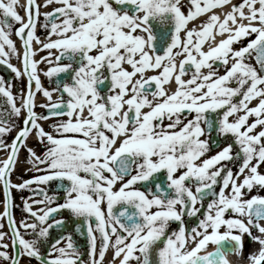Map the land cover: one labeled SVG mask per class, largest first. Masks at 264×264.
<instances>
[{"label":"snow or ice","instance_id":"6c2138e0","mask_svg":"<svg viewBox=\"0 0 264 264\" xmlns=\"http://www.w3.org/2000/svg\"><path fill=\"white\" fill-rule=\"evenodd\" d=\"M53 4L40 13L41 5L27 0L22 16L19 0H0V65L16 79L28 78L27 91L14 96L11 82L0 76L8 106L0 111V137L19 128L11 144L0 138V148L9 150L0 160L6 193L0 216L9 220L14 247L11 256L0 251V259L104 264L111 247L109 264H232L227 254L243 256L247 235L259 249L244 259L264 264V196L250 195L264 188V0H186V8L181 0H44L42 6ZM229 5L223 19L213 12L199 29L188 28ZM41 15L44 41L36 35ZM215 35L225 38L213 43ZM246 37L254 38L232 47ZM33 42L49 57L56 50L53 59L41 58L49 65L44 75L56 77L51 90L41 86ZM13 56L23 71L10 62ZM33 82L48 100L42 106L49 115L35 111ZM21 115L17 125L12 118ZM50 116L67 119L46 132L39 121ZM33 132L45 150L37 155L27 148L28 163L44 174L12 184L19 148ZM217 137L229 142L221 147ZM51 181L53 194L41 191L44 198L33 201L44 207L33 211L23 203L36 221L21 222L34 237L24 239L11 216L10 190ZM194 217L195 226L186 227V218ZM69 221L75 231L86 230V261L71 234L41 254L50 230Z\"/></svg>","mask_w":264,"mask_h":264},{"label":"flooded vegetation","instance_id":"af4514ba","mask_svg":"<svg viewBox=\"0 0 264 264\" xmlns=\"http://www.w3.org/2000/svg\"><path fill=\"white\" fill-rule=\"evenodd\" d=\"M35 2L37 5H41V7L39 8L40 13L52 11L54 7L58 6V5L53 4V5H49L47 7H43L42 5L44 4V0H35ZM231 2H232V4H238L241 2V0H231ZM26 3H27V0H19L20 6L17 7V11L22 16H25V11H24L23 6L26 5ZM181 4L185 5V8L187 7L186 0H181ZM229 10H230V8L222 9V10H221V8H217V9H213V12L216 13V11H217V13H220V12L226 13ZM221 19H223V15H222ZM207 20H204L203 22H207ZM42 21H43V16L41 15V17L39 18V21L37 23V26H36V35L40 38L41 41H44L45 37H46V32L41 27ZM193 21L189 22L188 28L193 27ZM16 26L18 27V25H16ZM199 27H197V28L199 29ZM214 32H215V29H214ZM181 36L183 37V34ZM225 36H226V34H225ZM225 36L216 35V40L213 43H218L221 39H224ZM251 38H254V37L243 38V40L241 42L234 43L232 45V47L234 49L239 48V47L243 46V44H246L248 42V40ZM11 39H13V41L15 42L17 49L22 51L23 49H22L21 40L18 37H16L15 34H13L11 36ZM52 39H55V37L53 36ZM207 45H208V43L206 42L204 45V50L206 49ZM40 48H41L40 45L33 42V50L34 51H36L37 49H40ZM52 52H53V57H54V55L56 54V50L53 49ZM42 57H48L49 59H53V57L48 56V50L36 51V55L33 57L34 60L39 61L38 65H37V75L40 79L41 86L45 89L51 90V88L55 87L54 81L56 80V77H53L52 80L50 81L49 78L44 75V73H45V71H47V68L49 67V65L45 61L41 60ZM10 62L13 65H15L17 68L21 69V71H23V66H22L21 61L19 59H17L15 56L11 57ZM177 62H179V58H178ZM249 62L255 64L254 60H250ZM230 63H231V61H230ZM219 71H220V74H223V72H224L223 67H221L219 69ZM153 74L154 73H151V72L148 73V75H153ZM0 76H2L6 81L11 82L12 92H13L14 96H18L21 89H23L24 91H27V88H26L27 79H28L27 76H22L19 79H16L15 74L12 73L9 69H7L6 66H4V65H0ZM187 78L188 77L186 76L185 79H187ZM172 87H174V85H172ZM33 91L35 92L34 99H35V104H36V108H35L36 113L38 115H40V114L48 115L47 108L42 106V105H46L48 103V100L46 97L43 96L42 92L37 91L35 89V82H33ZM58 97H59V94L54 92L53 96H52V101L53 102L57 101ZM3 100H4V98L0 97V111H2L3 108L8 107L7 105L2 103ZM16 103H17V106H19L21 101L19 99H17ZM256 103H257V101L254 100V101H252V104L250 106H254ZM12 119L15 120V123L17 125H20L22 122V119H23V115H21V117H19V118L13 117ZM61 119H67V117L66 116L65 117H50L48 120L39 121V123H41L42 127L44 128V130L46 132H51L52 128L50 126L55 121L61 120ZM252 119L253 118L250 117L249 122H251ZM18 130H19L18 127L13 128V130L11 132L7 133L6 135H4L3 137H0V138H2L4 140L5 144H11L14 137L16 136ZM53 134L55 135V133H53ZM216 139L219 141V144L221 147H223L226 142H229L225 138L217 137ZM25 144L27 147L21 146L19 148L17 161H16L14 168L10 174V180H11L12 184H20L24 180H30L35 176H40V175L44 174L41 171H36L33 168L32 164L28 163L27 148H32L36 152L37 155H42L43 151L45 150V146L43 144L38 143V138L34 132L29 135V137L25 141ZM218 150H219L218 148H214L213 153L215 151H218ZM8 152H9L8 149L0 148V160L6 159L8 156ZM213 153H209V155H211ZM39 167L43 168L44 166L40 165ZM228 167L232 168L233 172L235 173V171H236V165L235 164L228 163ZM259 170L261 173H264V164H262L260 166ZM55 187H56V182L51 181L48 184L33 183L28 188H25L23 190H20L17 188H11V190H10V212H11V216L15 222L16 228L18 229V231L20 232V234L23 236L24 239H33L34 237L31 235V229L25 230L23 227L20 226L21 222L23 221L24 223H27V224H31V223L36 222L30 216V214L24 209V207H23L24 201H27L31 205L32 210L36 211V210L44 207V205L38 204V203H33V201H39V200H42L44 198L43 195H41V191L47 192L49 195H52L53 189ZM5 195H6V193H5L4 185L2 182H0V213L4 212ZM250 195H262V196H264V188H253ZM63 215H64V218L67 219L68 214L65 212V213H63ZM57 218L59 219L60 217L57 216ZM195 223H196L195 217L191 218V220H188L186 218V226L188 224L193 225ZM0 225H2V227H0V232H3L5 234L3 236V239H0V245H7L8 246L7 249L0 247V251H7L8 254L11 256L14 253L13 232L10 228L9 220L6 216H0ZM170 227L172 229H175L176 225L172 224ZM68 234L72 235V242L76 246L77 250L81 253V256L84 258H87L86 253L88 251V237H87L86 230L81 229V231H79V232L75 231L72 224H71V221H69V223L67 224V226L64 229H51L50 230V234H49V237L47 238L45 245L43 247H41V254L46 253L48 243H51L56 238H59L61 235L66 236ZM113 239H114V237H113ZM64 243H65V241L62 240L61 245H59V246H64ZM16 247L19 248V245L17 244ZM99 247H100V239H99V236H97V250L98 251H99ZM16 258L19 261V264H40L39 261H37L35 259L28 258L27 256L17 255ZM0 264H12V261L0 259Z\"/></svg>","mask_w":264,"mask_h":264},{"label":"bare ground","instance_id":"6f19581e","mask_svg":"<svg viewBox=\"0 0 264 264\" xmlns=\"http://www.w3.org/2000/svg\"><path fill=\"white\" fill-rule=\"evenodd\" d=\"M259 249V247L256 249V250H258ZM255 250V251H256ZM229 257H230V261L232 262V264H247V261L245 262V263H240L239 261H237L238 259L237 258H235L234 256H233V254H230L229 253Z\"/></svg>","mask_w":264,"mask_h":264},{"label":"water","instance_id":"95a60500","mask_svg":"<svg viewBox=\"0 0 264 264\" xmlns=\"http://www.w3.org/2000/svg\"><path fill=\"white\" fill-rule=\"evenodd\" d=\"M227 258L230 260L229 253L227 254Z\"/></svg>","mask_w":264,"mask_h":264}]
</instances>
